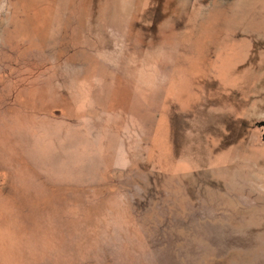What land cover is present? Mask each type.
Listing matches in <instances>:
<instances>
[{"label":"rangeland","instance_id":"rangeland-1","mask_svg":"<svg viewBox=\"0 0 264 264\" xmlns=\"http://www.w3.org/2000/svg\"><path fill=\"white\" fill-rule=\"evenodd\" d=\"M0 264H264V0H0Z\"/></svg>","mask_w":264,"mask_h":264}]
</instances>
